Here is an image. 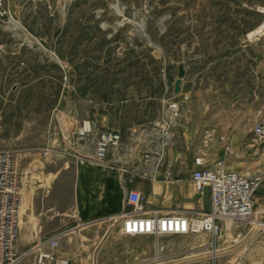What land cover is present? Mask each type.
<instances>
[{"label": "rangeland", "instance_id": "374dc122", "mask_svg": "<svg viewBox=\"0 0 264 264\" xmlns=\"http://www.w3.org/2000/svg\"><path fill=\"white\" fill-rule=\"evenodd\" d=\"M262 22L264 0H0V151L20 158V226L28 220V229L37 228L26 213L53 181L76 194L96 165L117 169L122 190L141 192L148 210L170 212L208 206L207 191L189 180L200 153L242 175L264 171L251 132L262 117L247 107L253 97L264 106V37L258 47H238ZM179 63L185 74L174 94ZM163 116L170 125L165 159L174 158L181 184L162 181L164 164L150 170L143 161L156 152L149 134ZM225 126L232 131L222 133ZM146 127L152 130L142 137ZM205 129L213 133L208 146ZM103 131H117L121 142L96 162L94 141ZM69 210L68 224L48 236L59 242L54 253L76 264H213L210 245L219 234L166 235L156 248L150 236L121 235V214L85 220L79 206ZM36 246L25 244L15 264H35Z\"/></svg>", "mask_w": 264, "mask_h": 264}, {"label": "built area", "instance_id": "2783aa9c", "mask_svg": "<svg viewBox=\"0 0 264 264\" xmlns=\"http://www.w3.org/2000/svg\"><path fill=\"white\" fill-rule=\"evenodd\" d=\"M258 37V36H257ZM172 116H177L178 106L169 103ZM164 121L155 124L157 133L156 152H146L143 156L145 167L156 169L165 166L166 177L170 176L171 163L165 159V148L169 140V124ZM145 129H148L146 127ZM149 130V129H148ZM152 130V129H151ZM149 130V131H151ZM257 149L264 154V117L251 128ZM213 139L210 129L203 132L202 143L208 146ZM218 139L226 142L227 135ZM121 136L117 131L100 132L94 141L93 158L103 162L108 151L118 147ZM225 150L229 146L225 144ZM206 155L200 153L194 158V168L190 172V182L196 191L205 190L209 196V208L200 212H170L161 209L150 211L144 203L141 192L130 189L125 192L126 210L121 214L117 230L124 236L145 235L154 239L156 248L159 238L166 235H191L206 232L214 237L219 234L220 221H247L253 215V196L259 187L262 172L242 175L226 169L224 161L207 163ZM154 172H152L153 177ZM26 186L21 178L20 158L10 150L0 151V264H15L19 257L17 239L24 210ZM35 264H76L70 258L58 256L54 250L59 246L56 237H48L36 244ZM236 264H242L239 261Z\"/></svg>", "mask_w": 264, "mask_h": 264}, {"label": "crops", "instance_id": "0c3cea01", "mask_svg": "<svg viewBox=\"0 0 264 264\" xmlns=\"http://www.w3.org/2000/svg\"><path fill=\"white\" fill-rule=\"evenodd\" d=\"M262 37L264 35L258 36L253 41H248L245 37L242 40V45L238 47H258L259 42L257 41ZM255 84L257 85V81ZM251 91L255 93L257 88L254 87ZM247 107L252 110L251 115L258 114L260 117H264V106L258 103L256 97L249 101ZM162 121L165 122L164 116ZM221 131L222 133L231 132L232 127L225 126ZM166 160L172 165L170 176L166 177L164 167L161 172L159 171V177L162 174L161 179L167 184H181L180 177L174 172V158L169 157ZM125 168V178H127L128 166L125 165ZM261 172L260 184L253 196L252 217L247 221L219 222V238L210 245L211 249H215L212 255L213 264H236L237 261L242 264H264V171ZM117 174V169L113 170L110 167L107 169L105 166L96 165V168H90L84 172V180L90 181V184L76 189L78 193H71V196L63 181H53L52 185L44 191L43 198L37 199L36 195L32 208L26 213V218L32 214L37 220V228L32 231L28 229L29 221L23 222L17 239L18 251L23 249L25 244H37L41 240L51 237L48 235L53 234L56 230L65 227L69 221L70 206L72 211L76 205L79 206V215L85 220L95 217L97 219L110 214H122L127 209L124 203L126 191H123L119 186ZM178 192L181 190L178 189ZM190 200L196 201V196H190ZM190 205L196 208L195 203H190ZM208 208L209 201L205 210Z\"/></svg>", "mask_w": 264, "mask_h": 264}, {"label": "bare ground", "instance_id": "6f19581e", "mask_svg": "<svg viewBox=\"0 0 264 264\" xmlns=\"http://www.w3.org/2000/svg\"><path fill=\"white\" fill-rule=\"evenodd\" d=\"M10 28H11L12 31H15L17 33H23L22 28L18 24H16V23L11 22ZM262 34H264V22H262L261 24H259L258 26H256L254 29H252L249 32H247V34L245 35V37H246V39H248V41L249 40L253 41V40H256L257 39V36H260ZM83 125L85 127L87 125V123L84 121ZM151 128H153V127H151ZM148 132H149L148 129H143V130H141V132H138V134H140L143 137V136L147 135ZM150 176H152V175H150ZM156 257H158V255Z\"/></svg>", "mask_w": 264, "mask_h": 264}, {"label": "water", "instance_id": "95a60500", "mask_svg": "<svg viewBox=\"0 0 264 264\" xmlns=\"http://www.w3.org/2000/svg\"><path fill=\"white\" fill-rule=\"evenodd\" d=\"M185 74V68L182 63H179L177 65V74H176V79L173 82V93L177 94L180 92V86H181V81L182 78L184 77Z\"/></svg>", "mask_w": 264, "mask_h": 264}]
</instances>
